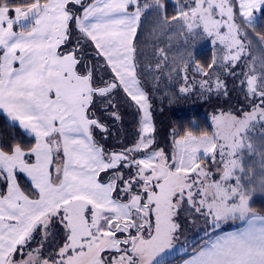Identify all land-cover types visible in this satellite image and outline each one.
Instances as JSON below:
<instances>
[{"label": "snow or ice", "instance_id": "1", "mask_svg": "<svg viewBox=\"0 0 264 264\" xmlns=\"http://www.w3.org/2000/svg\"><path fill=\"white\" fill-rule=\"evenodd\" d=\"M261 6L191 0L169 18L165 0H0V112L31 137L0 140V264H165L182 213L213 229L183 264H264V215L250 206L257 185L244 164L245 152H259L264 190V145L248 135L264 124V33H249ZM148 9L161 14V30L183 22L219 47L208 70H193L203 89L227 95L231 75L249 101L247 110L214 114V131L174 138L171 154L156 147L137 59ZM155 55L149 72L162 74L167 53ZM188 91L187 83L179 89ZM117 92L139 115L138 140L119 150L105 143V121L122 120ZM229 221L242 226L215 232Z\"/></svg>", "mask_w": 264, "mask_h": 264}, {"label": "rangeland", "instance_id": "2", "mask_svg": "<svg viewBox=\"0 0 264 264\" xmlns=\"http://www.w3.org/2000/svg\"><path fill=\"white\" fill-rule=\"evenodd\" d=\"M151 2L152 0H149V3ZM172 2L176 7H182L184 6V4L190 3L191 0H172ZM263 7L264 6H261L258 10H253L252 22L254 25L258 21L259 13ZM154 11V9H148L142 15L141 20L139 21L138 33L135 42L138 41L141 24L144 22L146 23L148 17H150L152 15V12ZM153 23L158 25V32L153 35L146 36L145 39L148 43L150 42V40L155 39L158 44L157 48L163 49L167 53L168 67L164 69L162 73V77L164 78L162 79L166 78V82L170 84V87L176 86L178 92L180 87L185 83H187V85L189 86L188 92L178 93L182 96H188V101L185 100L183 106H181V103V107H178V109L171 108L170 110L165 112L167 113L166 115H164L163 117H159V120H162V124L159 129H156L154 125V139L156 142V147L162 148L168 151L169 154H171V145L174 140V130L170 126L171 116L186 115L193 112H202L206 116L211 130L214 131L212 121V117L214 114H219L221 111L239 112L241 108L247 110L249 107V101L245 99L244 93L240 91L238 87H236L237 81L234 80L231 75H225L223 77L227 84V95L223 94V91H221L220 93H217L216 91L208 92L206 89H203L201 87V82L204 78L193 71L197 65H201L200 63L195 64L193 60V58L197 55V51L200 52L203 51V49H210L213 53V58L211 59L210 63L213 62V59L217 55V53H219L220 56L223 55V53L220 52L219 47L212 43V38L203 33L202 29H196L193 32H189L187 27L183 24V22H181L179 24L173 23L161 30L159 27L158 18ZM169 32L172 35V46L168 49L162 46L168 40L167 36ZM249 33L252 37L258 39L257 35L254 32L249 31ZM169 54H175V56H171ZM253 54L257 57L261 55L259 47H253ZM89 55L91 54L89 53ZM152 65L153 67H155L156 64L153 63ZM185 67H187V81H185V72L182 71V69H184ZM257 68H259V65H257ZM169 69L173 70L169 71ZM210 71H212L213 73V79L217 74H219V68L212 69ZM237 71H239V69ZM97 75H100L99 71L97 72ZM113 99L114 103H116L118 106L120 114L122 115V120L105 121L111 128H109L110 130L108 132L107 140L105 141V143L107 147L116 148L117 150H119L121 146H132L138 140L137 133L139 128V115L137 114L136 108L134 106H129V102L125 100L122 92L115 93ZM0 116H2L8 124L16 126L25 136L29 138V140L31 139V137H29L19 128L18 124H14L13 122H11L7 118L6 114L0 112ZM260 126H264V124H255L250 129L249 133L255 131ZM98 138L103 140L102 135L98 136ZM19 182L22 186L27 188L28 183L22 175L19 177ZM178 222L181 226L180 242L177 244L176 248L170 252L169 257L166 258V261L170 260L176 255H182L187 252L188 245L199 236H203L205 230L213 231V229L209 228L208 225L204 222L203 218L200 217H197L193 221L189 219L186 214L182 213L178 218ZM241 226L242 224L240 222H222L221 227L219 229H215V232L218 234L221 231H234ZM55 241L59 242L60 237L57 236L55 238ZM56 242H53L51 239L49 240V244L52 245L49 251L55 249Z\"/></svg>", "mask_w": 264, "mask_h": 264}, {"label": "trees", "instance_id": "3", "mask_svg": "<svg viewBox=\"0 0 264 264\" xmlns=\"http://www.w3.org/2000/svg\"><path fill=\"white\" fill-rule=\"evenodd\" d=\"M165 2L167 5V14L170 18L175 14L176 9L179 7H176L172 0H165ZM160 15V13L154 11L152 12V15L148 17L146 23L144 22L141 24L138 41L136 42V47L138 50L137 59L142 68L141 79L143 81V87L147 91L150 98L152 116L156 129H159L162 124V120H159V117L166 115L167 113L165 112L171 108L178 109V107L183 106L185 100L188 101V96L179 95L176 86L170 87V84L166 82V78L162 79L164 77H162L161 73L155 71L149 72L150 67L154 70L152 64H156L158 58L155 53L159 48H157L158 44L155 39L150 40L148 43L146 42L145 37L158 32V25L153 22L157 18L159 19ZM249 31L254 32L256 35L258 33H264V7L259 13L258 21L255 24V30L253 31L252 28H249ZM171 38L172 35L169 32L167 36L168 40L162 47L169 49L172 46ZM196 54V63H200L206 70L207 65L210 64L211 59L213 58L212 51L210 49H203V51H197ZM170 118V126L174 130L175 134V136L173 135L174 138H179V136L187 130H192L196 134H199L201 131H212L206 116L202 112H193L186 115H173ZM249 137L251 142L257 148H259L261 145H264V126H260L252 134H250ZM0 140H3L5 143H13L18 141L28 143L31 141V139L29 140V138L25 136L16 126L8 124L2 116H0ZM244 164L246 169H253L255 173L253 182L257 185L252 190L250 206L253 211L258 212L260 215H264V190H261L258 186V181L261 176V156L259 152H257L255 155H250L245 152ZM202 238L206 239V237L203 235L191 242L188 245L187 252L192 251L197 243L202 242ZM185 258L186 256L184 254L176 255L170 260L165 261V264H180Z\"/></svg>", "mask_w": 264, "mask_h": 264}, {"label": "crops", "instance_id": "4", "mask_svg": "<svg viewBox=\"0 0 264 264\" xmlns=\"http://www.w3.org/2000/svg\"><path fill=\"white\" fill-rule=\"evenodd\" d=\"M13 15H14V13H13ZM169 55H171V56H172V55L175 56V54H169ZM194 58H195V59H194ZM194 58H193L194 63L197 64V63H196V57H194ZM173 59H175V58H173ZM154 68H155V67H154ZM150 104H151V102H150ZM253 132H254V131H253ZM253 132H250L248 135L252 134ZM180 264H183V261H182Z\"/></svg>", "mask_w": 264, "mask_h": 264}]
</instances>
